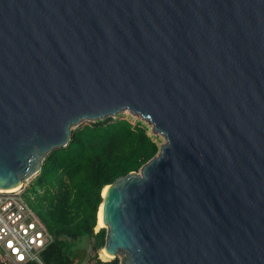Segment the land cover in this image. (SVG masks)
<instances>
[{
	"label": "water",
	"instance_id": "water-1",
	"mask_svg": "<svg viewBox=\"0 0 264 264\" xmlns=\"http://www.w3.org/2000/svg\"><path fill=\"white\" fill-rule=\"evenodd\" d=\"M124 111L163 141L101 192L111 259L264 264V0H0V190Z\"/></svg>",
	"mask_w": 264,
	"mask_h": 264
},
{
	"label": "trees",
	"instance_id": "trees-1",
	"mask_svg": "<svg viewBox=\"0 0 264 264\" xmlns=\"http://www.w3.org/2000/svg\"><path fill=\"white\" fill-rule=\"evenodd\" d=\"M158 149L145 123L123 116L73 128L67 145L50 151L34 177L33 207L53 238L40 253L42 263L120 264L97 255L106 236L104 227L94 231L101 192L118 176L138 171ZM88 241L94 254L84 263L79 250Z\"/></svg>",
	"mask_w": 264,
	"mask_h": 264
},
{
	"label": "built area",
	"instance_id": "built-area-1",
	"mask_svg": "<svg viewBox=\"0 0 264 264\" xmlns=\"http://www.w3.org/2000/svg\"><path fill=\"white\" fill-rule=\"evenodd\" d=\"M52 240L45 223L24 198L22 187L0 190V264H43L40 253Z\"/></svg>",
	"mask_w": 264,
	"mask_h": 264
},
{
	"label": "rangeland",
	"instance_id": "rangeland-1",
	"mask_svg": "<svg viewBox=\"0 0 264 264\" xmlns=\"http://www.w3.org/2000/svg\"><path fill=\"white\" fill-rule=\"evenodd\" d=\"M118 116H123V117H126L128 118L131 122H136V121H142L143 123H145L141 117L137 116V115H132L129 111H124L122 112L121 114H119ZM149 126V125H147ZM148 133H150V129L148 128ZM157 139H159V143L163 141V137L162 135L160 134H157L156 135ZM34 177L33 176L32 178L26 180L24 182V184L22 185V190H23V196L24 198L27 200V202L29 203V205L31 206V208L34 210V207H33V202L34 200L33 197H34V192H33V186H34ZM100 228L102 227H97V214H96V226L94 228V231H98ZM101 249H99L97 251V255L99 258H101L102 260H110L112 257H109V258H103L101 256ZM79 254L83 257V262L85 263L88 259L90 260L92 255L94 254V250L92 249L91 247V241L87 242L86 244H82L80 250H79ZM81 256H78L76 258V261L80 260ZM85 258V259H84Z\"/></svg>",
	"mask_w": 264,
	"mask_h": 264
},
{
	"label": "bare ground",
	"instance_id": "bare-ground-1",
	"mask_svg": "<svg viewBox=\"0 0 264 264\" xmlns=\"http://www.w3.org/2000/svg\"><path fill=\"white\" fill-rule=\"evenodd\" d=\"M19 187H15V188H12V189H7V190H9V191H14V190H17ZM106 188L107 187H105L104 189H103V191H102V194L104 195V193H105V191H106ZM97 227L99 228V227H104V224H103V221H102V214H101V205L98 207V211H97ZM101 256L103 257V258H109V257H112L111 255H109V254H107L106 252H105V250L102 248V250H101Z\"/></svg>",
	"mask_w": 264,
	"mask_h": 264
}]
</instances>
